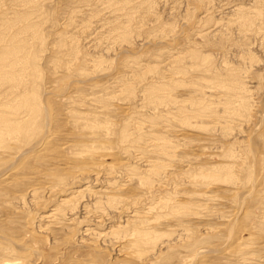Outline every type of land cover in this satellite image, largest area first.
Instances as JSON below:
<instances>
[{
  "label": "rangeland",
  "instance_id": "obj_1",
  "mask_svg": "<svg viewBox=\"0 0 264 264\" xmlns=\"http://www.w3.org/2000/svg\"><path fill=\"white\" fill-rule=\"evenodd\" d=\"M0 4V32L28 39L18 52V67L0 83V93L13 86L18 93L27 88L30 99L40 104L35 133L0 139V264H264V39L252 30L248 41L240 12L233 11L249 10L250 0ZM26 22L33 27L20 35ZM169 44L186 58L192 52L209 56L215 71L238 70L234 80L242 93L247 91L249 122L226 123L231 130L225 133L218 121L191 119L192 110H203L210 96L221 93L205 89L209 79L198 72L184 76L172 91L183 113L159 119L145 88L163 77V69L157 73L156 68L172 55ZM124 131L131 137L142 133L137 144L147 149L145 155L127 149ZM160 137L167 152L155 149ZM85 145L97 155L86 156ZM147 161L155 162L153 170L159 167L162 178L145 173ZM113 170L115 175L106 178ZM201 173L208 175L206 183L193 184ZM63 179L67 189H51ZM60 192L80 202L74 221L61 212L54 223L46 218L56 209ZM110 196L122 202L110 207ZM163 197L172 204L165 218L142 228L149 239L133 246L118 235L97 236L117 227L129 232V213L142 212L147 202ZM86 229L97 235L85 234ZM86 243L95 246H81Z\"/></svg>",
  "mask_w": 264,
  "mask_h": 264
},
{
  "label": "bare ground",
  "instance_id": "obj_2",
  "mask_svg": "<svg viewBox=\"0 0 264 264\" xmlns=\"http://www.w3.org/2000/svg\"><path fill=\"white\" fill-rule=\"evenodd\" d=\"M144 1V0H143ZM251 6L249 8V10H244L242 8H238V9H234L233 11L237 12L239 11V20L241 22L242 28L244 29V32H246V39L248 41H252L253 37H252V30H254V32L259 31L257 34H261L262 33V40L264 39V0H250ZM253 3V5H252ZM128 5V4H127ZM140 5V4H139ZM130 6V5H129ZM118 8V7H117ZM124 8V7H123ZM3 9V6H1L0 4V10ZM11 11V10H10ZM16 14H18L16 11L13 12V15L15 16ZM24 16V15H23ZM22 16V17H23ZM16 17V16H15ZM21 18V17H20ZM16 19V18H15ZM238 20V19H237ZM238 20V21H239ZM23 21V20H22ZM25 21V20H24ZM23 21V24H24ZM27 21V20H26ZM201 21V20H200ZM11 22V21H10ZM21 22V21H20ZM20 24V23H19ZM18 24V25H19ZM17 25V26H18ZM228 26V25H227ZM33 27V24H31V22H26V24L21 28V34L26 33L27 31H30V29ZM15 30V29H14ZM19 30V29H18ZM172 31V30H171ZM213 31V30H212ZM209 32V31H208ZM13 33V32H12ZM161 33V32H160ZM250 33V34H248ZM164 34V33H162ZM200 34V33H199ZM204 34V33H203ZM207 34V33H206ZM210 34V33H209ZM254 34V33H253ZM256 34V35H257ZM161 35V34H159ZM17 36H19V34H10L8 32L5 31H1L0 32V83L4 82L7 80L8 78L12 75V71L14 69H16L18 67V64L21 60L19 59L18 56V52L20 51V49L27 44V38L26 39H21V40H15L17 38ZM127 36V35H126ZM205 36V35H204ZM254 36V35H253ZM161 37V36H160ZM165 37V35L163 36ZM162 38V37H161ZM208 38V37H207ZM165 38H163L164 40ZM160 39L159 44L163 45L164 42ZM39 44V42H38ZM28 46V44H27ZM170 48V52L172 53V55L167 59V61L165 60L164 62H162V66L158 65L156 68V72L160 73L161 69H163L162 75L163 77L160 79V81L158 83H151L149 85L146 86L145 91H146V96H147V100L153 104L156 105V108L158 109V118H164L166 115H173V112L178 111V112H182L183 110H177V102L176 99L174 98V96H172V91L175 90L174 86L178 84H180L181 82H183L184 76L188 77V75H193V73L198 72V75H203V79H209L206 80L204 83L206 86H204V88L206 87L207 89H209V91H220L221 93H218L217 96L215 95V97H209L207 98L208 103L206 105H203V110L198 108H195L194 110H192V112H190V117H193L191 119H199L201 117H203L204 119H212L217 125V121L219 122L218 126L220 128H222L224 130V132L226 133V130H228L229 128L227 127V125L229 123L232 122H236L239 121L241 119V121L243 123L249 122V117H250V106L248 103V94L247 91L242 93L243 90L241 87V93L239 92L240 87L239 85H237L238 78L234 80V73L235 71L238 70H230V68H226V72L221 70L219 71H215L213 66L211 65V61L207 55L206 57H198L196 52L190 53L188 55V58H186L187 56H183V54L181 55V53H178L175 51L174 48L171 49V47H173L172 45H168ZM30 48V47H29ZM24 49V47H23ZM26 51V49H25ZM176 53H175V52ZM24 52V51H23ZM21 53V52H20ZM28 54V52H27ZM23 55V54H22ZM26 57V56H25ZM11 58V59H10ZM31 58V57H30ZM17 59V60H16ZM23 60V59H22ZM26 61V60H25ZM31 61V60H29ZM2 62L4 63L3 65ZM7 63V64H6ZM23 63V62H22ZM33 63V61H32ZM223 63V62H222ZM27 64V63H25ZM161 64V63H160ZM217 65V64H216ZM21 67V66H20ZM216 67V66H215ZM223 67V66H222ZM33 68V66L31 67ZM28 69V68H27ZM216 69V68H215ZM24 70V68H23ZM30 71V70H29ZM166 73L169 72L167 75V77L164 76ZM15 72V71H14ZM155 72V73H156ZM30 72H28L29 74ZM156 73V77L159 75H157ZM240 73V72H239ZM30 75V74H29ZM197 75V74H196ZM196 75L194 74L193 77H196ZM237 75V73H236ZM190 76V77H191ZM14 77V76H13ZM19 77V76H18ZM24 77V76H23ZM26 77V76H25ZM30 77V76H29ZM159 77V76H158ZM192 77V78H193ZM238 77V76H236ZM235 77V78H236ZM28 78V77H27ZM199 78V77H198ZM201 79V78H200ZM199 79V80H200ZM18 80V79H17ZM32 80V79H31ZM155 80V79H154ZM198 80V79H196ZM196 80H194L196 82ZM240 80V79H239ZM13 81V80H12ZM29 81V80H28ZM40 81V80H39ZM18 82V81H17ZM180 82V83H179ZM194 82V83H195ZM12 83V82H11ZM15 83V82H14ZM19 83V82H18ZM17 83V84H18ZM23 81H21L20 86L23 85ZM30 83V82H29ZM192 83V82H190ZM3 84V83H2ZM34 84V83H32ZM183 84V83H182ZM180 84V85H182ZM193 84V83H192ZM191 84V85H192ZM196 84V83H195ZM194 84V85H195ZM12 85V84H11ZM10 85V86H11ZM16 85V84H15ZM243 85V84H242ZM178 86V85H177ZM8 87V86H7ZM17 87V86H16ZM28 87V86H27ZM198 88L200 87L197 86ZM205 88V89H206ZM17 88H15V86L13 87H9L6 90H4V92L1 94L0 93V139L4 140V138H10L11 134L14 133H19L21 135V133H28L31 132L35 133L37 129H35L34 127H32L34 119H37V115H38V107H40L39 101L37 98H31L30 99V90H28L27 92V88H23L22 91L19 93L16 92ZM197 89V88H196ZM203 89V90H205ZM245 89V88H244ZM16 90V91H15ZM32 90V89H31ZM200 92H204L202 91V89H198ZM196 91V90H195ZM208 91V92H209ZM198 92V91H197ZM199 92V93H200ZM20 95L17 97L16 103L14 104V107L12 105V100L13 97L15 95ZM35 93H33L34 95ZM38 94V93H37ZM203 94V93H202ZM206 94V93H205ZM204 95V94H203ZM209 95V94H208ZM206 96V95H205ZM34 97V96H33ZM207 97V96H206ZM16 98V97H15ZM204 98V97H203ZM206 99V98H205ZM41 100V99H40ZM200 101V100H199ZM205 101V100H204ZM203 102V101H201ZM251 105V104H250ZM46 109V108H45ZM41 110V109H40ZM11 111V113H10ZM147 113V112H146ZM193 113V114H191ZM148 115H151L150 113H147ZM187 115V114H186ZM201 115V116H200ZM206 115V116H205ZM25 116H28L27 118H25ZM152 117V116H151ZM189 117V118H190ZM167 119V118H166ZM171 119V118H170ZM169 118L167 119V121H171ZM31 120V121H30ZM38 121V120H37ZM37 121H35V123H37ZM164 121V120H162ZM166 121V120H165ZM183 122H188V118L182 119ZM172 122V121H171ZM170 122V123H171ZM211 122V121H210ZM32 123V124H31ZM212 123V122H211ZM226 123H228L227 125H225ZM213 124V123H212ZM36 126V125H35ZM91 126H95V125H91ZM211 126V125H210ZM215 126V125H214ZM213 126V127H214ZM96 127V126H95ZM86 128V127H85ZM94 128V127H93ZM35 129V130H33ZM210 129V128H209ZM215 130H217V128H214ZM219 130V128H218ZM231 129H229L228 131H230ZM223 132V133H224ZM215 133V132H213ZM231 133V132H230ZM228 132V134H230ZM30 134V136H31ZM224 135V134H223ZM232 135V134H231ZM9 136V137H7ZM29 136V137H30ZM226 136V135H224ZM253 136V135H252ZM28 137V136H27ZM142 133H139V135H134V136H129L128 133H126V131H124L122 133V141L124 143H129L127 149L134 150L137 153H140L139 155H145L143 154L144 152H146V148H143L144 146H139V144H137V142L140 140H142ZM228 137V136H227ZM31 139V138H30ZM164 139V138H163ZM163 139L160 137L158 140L157 145L155 146V149L161 150L160 152H167L165 149L167 148L166 142L163 141ZM7 140V139H6ZM21 140V139H20ZM24 140V139H23ZM25 140L26 137H25ZM24 140V141H25ZM252 141V140H251ZM40 143V142H38ZM78 144V143H77ZM38 145V144H37ZM138 145V146H137ZM141 145V144H140ZM146 145V144H145ZM153 145V144H152ZM236 145V144H235ZM40 146V145H39ZM79 146V145H78ZM94 146V145H92ZM37 147V146H36ZM96 147V146H95ZM85 148L88 149L83 151L84 153L88 154L86 156H90L93 154L97 155V153H95V149L93 150V147H91L90 145ZM10 150V149H9ZM12 150V149H11ZM30 152V151H28ZM98 152V151H97ZM132 152V151H131ZM159 152V151H158ZM1 153V152H0ZM32 153V152H31ZM34 153V152H33ZM82 153V152H81ZM128 153V152H127ZM231 153V152H230ZM252 153V152H251ZM11 154V153H10ZM79 154V153H78ZM7 155V154H6ZM27 155V154H26ZM25 156V155H24ZM80 156V155H79ZM84 156V155H82ZM24 158V157H23ZM141 158V157H140ZM238 158V157H237ZM241 159L239 160H243V157H239ZM243 158V159H242ZM143 159V158H142ZM23 160V159H21ZM247 160V159H246ZM235 161V160H234ZM233 162V161H232ZM243 162V161H242ZM146 172L145 173H149L150 175L156 177V178H162L164 174H160L156 171H158V168H156V170L154 171L153 169L155 168V162H151V161H147L146 163ZM161 165V164H160ZM233 166V165H232ZM241 166V165H240ZM129 167V166H128ZM127 167V168H128ZM165 167V166H164ZM225 167H229V166H225ZM81 168V167H80ZM169 168V167H168ZM167 168V169H168ZM126 169V168H125ZM228 169V168H226ZM111 170V169H110ZM129 171L132 172V170L128 169ZM127 171V169H126ZM195 172V171H194ZM240 172V171H239ZM6 173V172H5ZM127 173H129L127 171ZM165 173V172H164ZM230 173V172H229ZM8 174V173H7ZM6 174V175H7ZM81 174V173H80ZM115 175L114 170L113 171H108V174L106 175V178L111 175ZM82 175V174H81ZM120 175V174H119ZM130 176L134 175V174H128ZM150 175L148 177H150ZM195 175V174H194ZM123 176V175H122ZM137 176V175H134ZM77 177V175L75 176ZM79 177V176H78ZM165 177V176H164ZM214 177V176H213ZM129 178V176H128ZM194 179H192V183L194 184H201V182H203V179L206 180V178L208 179V175L202 174L199 176H194ZM215 178V177H214ZM99 179V178H98ZM105 179V178H104ZM131 179V178H130ZM97 180V179H96ZM250 180V179H249ZM237 181V180H236ZM52 182V180H51ZM56 183L54 184V187L51 189H67V183L64 182L63 180L60 181H55ZM99 182V181H98ZM205 182V181H204ZM203 182V183H204ZM206 183V182H205ZM149 183L146 182L145 186L149 187L148 189H153L154 187L152 186V183L150 185H148ZM76 185V184H75ZM198 186V185H197ZM76 187V186H75ZM120 188V187H119ZM118 188V189H119ZM161 188V187H159ZM122 189V188H120ZM143 189V188H142ZM145 190V189H144ZM156 190V189H155ZM57 191V190H56ZM147 191V190H146ZM153 191V190H152ZM97 191H94V193ZM61 195L58 198V205L56 206V209H54L46 218L50 219L51 222L54 223L55 217L58 216V212L64 213V215H70V218L66 219L68 222L69 221H74V217H71L72 215L75 214V212L77 213L79 207H80V202H75L74 203V199H67L65 198L66 196L62 195V192H60ZM59 193V194H60ZM77 195L79 196L80 194L82 195L83 191H79L76 192ZM149 193V192H148ZM53 194V193H52ZM63 194H65L63 192ZM74 194V193H73ZM93 194V193H91ZM96 194V193H95ZM69 195V193H68ZM67 195V196H68ZM94 195V194H93ZM115 195V194H114ZM104 196V195H103ZM74 197V196H73ZM106 197H108L106 195ZM112 198H116L115 197H111L110 196V203L108 202V206L110 207H115L117 206V204H120L121 200H118L119 203H117L118 201L116 199L111 200ZM118 198V197H117ZM76 199V198H75ZM138 199V198H137ZM140 199V198H139ZM107 200V199H106ZM141 200V199H140ZM153 200V199H152ZM171 199L169 198H160L158 199L156 202H147L145 204V206L143 207L142 212L138 211V210H134L132 212L129 213V216H127V220H126V225L127 227L131 224L133 225V228H131V230L129 232H122L123 228L121 227H117V229L115 228V230H112L108 233H104V234H93V230H85L84 233L86 234V232H89L92 235H97L98 237H106L109 235H118L117 239L123 238L126 239V241L128 240V242L131 243V245L133 244V246H136L140 243H142V241H145L146 238L149 239V232L145 229L142 228H146V227H151L152 224H155L154 222H156V220L160 219V218H165V211L170 209L171 204L170 201ZM83 201V200H81ZM104 202V201H103ZM122 202V201H121ZM135 202V200L133 201ZM146 202V201H145ZM129 203V202H128ZM103 204V203H102ZM116 204V205H114ZM136 204V203H135ZM84 205V204H83ZM97 205H101L100 202H98ZM130 205V204H129ZM88 206V205H87ZM86 206V207H87ZM135 206V205H134ZM82 208V207H80ZM130 208V207H128ZM132 208V207H131ZM130 208V210H131ZM81 210V209H80ZM86 211V209H83ZM125 210V209H124ZM133 210V209H132ZM129 211V210H128ZM180 211V210H179ZM95 213V212H94ZM86 214V212H85ZM172 214V213H171ZM196 214V213H195ZM63 215V214H62ZM63 215V216H64ZM45 216V215H44ZM97 217V216H96ZM43 218V217H42ZM59 219V217H58ZM62 219V217H61ZM88 219V218H87ZM86 219V220H87ZM101 219V218H100ZM99 219V220H100ZM46 222L50 225L51 222ZM58 221V220H57ZM102 221V220H100ZM237 222V221H236ZM51 223V224H53ZM58 223V222H57ZM64 223V222H63ZM101 223V222H100ZM103 223V222H102ZM235 225V224H234ZM233 225V226H234ZM153 226V225H152ZM46 227H50V226H46ZM94 228V227H93ZM48 229V228H47ZM126 229V228H125ZM193 231L190 232V239H193ZM208 232V231H207ZM212 232V231H211ZM215 232V231H214ZM88 234V233H87ZM121 236V237H120ZM151 237V236H150ZM196 240V239H195ZM194 240V241H195ZM98 241V240H97ZM125 241V240H124ZM85 242V241H84ZM119 242V241H118ZM12 243V242H11ZM124 243V242H123ZM95 243H86V245H81L84 248H93L95 245ZM196 244V241H195ZM94 250V249H93ZM199 252V251H198ZM200 253V252H199Z\"/></svg>",
  "mask_w": 264,
  "mask_h": 264
}]
</instances>
